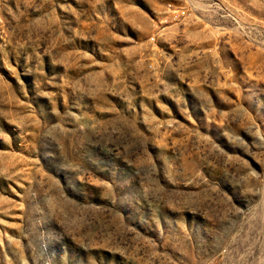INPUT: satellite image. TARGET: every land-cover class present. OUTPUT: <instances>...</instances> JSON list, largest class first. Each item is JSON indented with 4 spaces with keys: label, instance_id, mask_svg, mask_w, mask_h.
Returning <instances> with one entry per match:
<instances>
[{
    "label": "rangeland",
    "instance_id": "1",
    "mask_svg": "<svg viewBox=\"0 0 264 264\" xmlns=\"http://www.w3.org/2000/svg\"><path fill=\"white\" fill-rule=\"evenodd\" d=\"M0 264H264V0H0Z\"/></svg>",
    "mask_w": 264,
    "mask_h": 264
}]
</instances>
